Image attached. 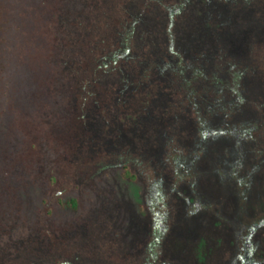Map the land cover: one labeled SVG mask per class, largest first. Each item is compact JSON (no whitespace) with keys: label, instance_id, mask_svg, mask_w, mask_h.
Returning <instances> with one entry per match:
<instances>
[{"label":"rangeland","instance_id":"374dc122","mask_svg":"<svg viewBox=\"0 0 264 264\" xmlns=\"http://www.w3.org/2000/svg\"><path fill=\"white\" fill-rule=\"evenodd\" d=\"M0 264H264V0H0Z\"/></svg>","mask_w":264,"mask_h":264},{"label":"trees","instance_id":"16d2710c","mask_svg":"<svg viewBox=\"0 0 264 264\" xmlns=\"http://www.w3.org/2000/svg\"><path fill=\"white\" fill-rule=\"evenodd\" d=\"M79 13H80L82 19L85 20V21L83 22V31H84V32H83V37L87 38V40H88V37H90L89 34L92 33V31H94L95 28L91 27V23H90L89 19L87 18V17L90 16L89 13L86 14V13L84 12L83 9H81V10L79 11ZM245 75H246V74H245ZM245 75H244L243 73L240 72V73L238 74V80H236V82L239 83V84H241V83H242V80L245 78ZM125 176H127V177L130 178V179H133V178H134V176H133L132 174H130V173L127 171L126 168H125ZM71 204H72V205L75 204L74 200H71Z\"/></svg>","mask_w":264,"mask_h":264}]
</instances>
